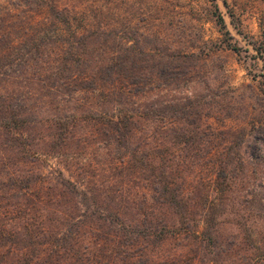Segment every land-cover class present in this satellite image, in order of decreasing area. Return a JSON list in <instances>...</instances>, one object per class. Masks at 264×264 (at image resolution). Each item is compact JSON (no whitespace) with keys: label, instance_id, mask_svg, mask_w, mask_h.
I'll list each match as a JSON object with an SVG mask.
<instances>
[{"label":"trees","instance_id":"trees-1","mask_svg":"<svg viewBox=\"0 0 264 264\" xmlns=\"http://www.w3.org/2000/svg\"><path fill=\"white\" fill-rule=\"evenodd\" d=\"M78 8L0 4V264H264V234L219 231L240 192L242 146L256 160L264 128L248 142L196 128L190 99L155 100L186 83L196 55H163L145 73L136 26ZM168 243L186 252L153 255Z\"/></svg>","mask_w":264,"mask_h":264},{"label":"rangeland","instance_id":"rangeland-1","mask_svg":"<svg viewBox=\"0 0 264 264\" xmlns=\"http://www.w3.org/2000/svg\"><path fill=\"white\" fill-rule=\"evenodd\" d=\"M12 1L0 0V4ZM51 1L76 10L81 5L83 8L102 6L112 16V26L116 27L119 20L136 26L144 55L133 57L142 58L140 67L145 73L154 71L153 60L156 62L163 55H196L192 61L185 62L186 83L181 81L177 88L161 90L155 99L179 104L190 99L193 105H198L196 128L205 132L209 126L233 133L243 131L246 142L252 127L264 128V0H225V5L222 0H216L226 30L232 37L229 42L240 50L238 54L225 48L228 41L211 18L208 0H109L93 5L90 0ZM34 17L39 15L34 13ZM151 97L143 101L152 102ZM196 153L201 159L205 151L197 150ZM241 153L245 172L238 179L240 192L227 203L225 214L219 218V231L228 237L241 233L239 227L243 226L261 237L264 214L257 215L256 204L264 206V148L257 146L256 160L249 159L245 145ZM202 161L206 159H201L200 163ZM46 163L49 168L57 166L51 158ZM195 164L194 173L198 170L203 173L200 164ZM179 251L168 243L153 255L185 253L186 248Z\"/></svg>","mask_w":264,"mask_h":264}]
</instances>
